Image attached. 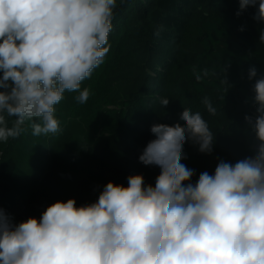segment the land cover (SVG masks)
Returning a JSON list of instances; mask_svg holds the SVG:
<instances>
[{
    "label": "clouds",
    "instance_id": "clouds-1",
    "mask_svg": "<svg viewBox=\"0 0 264 264\" xmlns=\"http://www.w3.org/2000/svg\"><path fill=\"white\" fill-rule=\"evenodd\" d=\"M117 7V0H0V141L19 137L26 122L33 136L59 133L56 105L66 92L88 101L81 84L110 51ZM249 7L264 22V0H239L236 15ZM193 74L199 82L209 72ZM254 78L256 114L244 117L258 142L252 155L221 159L193 181L184 145L211 154L214 134L199 111L184 108L183 126L153 124L155 139L139 155L160 169L154 186L130 175L127 186L109 181L93 203L56 201L18 224L0 208V264H264V75L253 66ZM203 104L217 114L207 96Z\"/></svg>",
    "mask_w": 264,
    "mask_h": 264
},
{
    "label": "trees",
    "instance_id": "trees-1",
    "mask_svg": "<svg viewBox=\"0 0 264 264\" xmlns=\"http://www.w3.org/2000/svg\"><path fill=\"white\" fill-rule=\"evenodd\" d=\"M117 4L110 51L81 84L90 90L88 101L80 104L78 93L66 92L56 105L59 133L33 136L26 122L19 137L0 141V208L13 223L39 218L56 201L93 203L109 181L127 186L130 175L142 174L154 186L160 169L143 165L139 155L155 139L153 124L183 126L184 108L199 111L214 134L211 154L191 141L184 145L193 181L201 172L213 174L221 159L235 163L253 154L255 134L244 117L256 114L248 70L264 75V22L253 19L256 9L237 16L239 0ZM194 67L209 75L196 81ZM162 97L170 101L166 107Z\"/></svg>",
    "mask_w": 264,
    "mask_h": 264
},
{
    "label": "rangeland",
    "instance_id": "rangeland-1",
    "mask_svg": "<svg viewBox=\"0 0 264 264\" xmlns=\"http://www.w3.org/2000/svg\"><path fill=\"white\" fill-rule=\"evenodd\" d=\"M256 143H258V142L255 140V137H254V139H253V148H254V145H255Z\"/></svg>",
    "mask_w": 264,
    "mask_h": 264
}]
</instances>
